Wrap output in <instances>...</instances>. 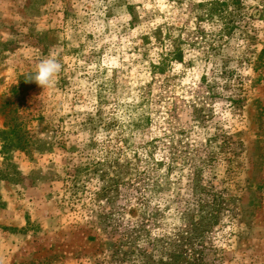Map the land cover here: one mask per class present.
Listing matches in <instances>:
<instances>
[{
	"label": "rangeland",
	"instance_id": "1",
	"mask_svg": "<svg viewBox=\"0 0 264 264\" xmlns=\"http://www.w3.org/2000/svg\"><path fill=\"white\" fill-rule=\"evenodd\" d=\"M223 1L0 0V264H156L200 199L264 264V0Z\"/></svg>",
	"mask_w": 264,
	"mask_h": 264
},
{
	"label": "trees",
	"instance_id": "2",
	"mask_svg": "<svg viewBox=\"0 0 264 264\" xmlns=\"http://www.w3.org/2000/svg\"><path fill=\"white\" fill-rule=\"evenodd\" d=\"M237 1L224 0L223 2L213 3V5L220 8V11L216 14L220 16L224 13L223 8L234 5ZM200 202L196 215H193V222L191 224L192 234L186 238L182 236L183 242L176 243L169 251L158 248L156 264H213L211 260H208V256L212 253L213 250L211 249L213 247H209L206 243L208 238L207 234L217 219L214 215L215 210H206L207 205L205 202L202 199H200ZM137 249L139 252H137ZM123 255V261L127 264H148V261H143L146 256L143 248L135 247L134 249L131 247L130 250L124 251ZM150 255L152 257L153 254Z\"/></svg>",
	"mask_w": 264,
	"mask_h": 264
},
{
	"label": "clouds",
	"instance_id": "3",
	"mask_svg": "<svg viewBox=\"0 0 264 264\" xmlns=\"http://www.w3.org/2000/svg\"><path fill=\"white\" fill-rule=\"evenodd\" d=\"M61 64L54 56L42 60L36 68L35 73L29 78V81L35 82L42 88L52 85L54 78L61 71Z\"/></svg>",
	"mask_w": 264,
	"mask_h": 264
}]
</instances>
